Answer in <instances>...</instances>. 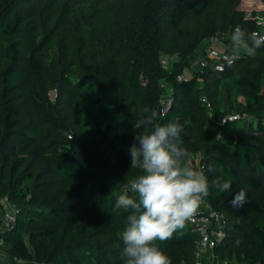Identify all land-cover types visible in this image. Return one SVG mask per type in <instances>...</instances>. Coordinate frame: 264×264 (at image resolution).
I'll return each instance as SVG.
<instances>
[{
    "label": "trees",
    "instance_id": "16d2710c",
    "mask_svg": "<svg viewBox=\"0 0 264 264\" xmlns=\"http://www.w3.org/2000/svg\"><path fill=\"white\" fill-rule=\"evenodd\" d=\"M82 1L0 0V201L17 210L15 225L0 229V251L11 264H123L128 213L114 211L110 195L141 174L131 169L128 149L134 121L149 109L161 114V124L184 125L188 163L204 167L206 199L226 223L215 255L264 264V43L222 72L208 65L178 80L207 59L212 37L238 26L257 29L238 9L241 0ZM38 2L45 6L34 17H15L20 6ZM172 57L178 62L166 70L161 60ZM38 80L46 93L53 80L66 90L57 106L40 104L55 119L51 126L24 123V107L38 101ZM163 83L173 89L165 115ZM217 179H231L232 188L218 192ZM241 189L247 203L233 208ZM157 243L171 264H195L188 221Z\"/></svg>",
    "mask_w": 264,
    "mask_h": 264
},
{
    "label": "clouds",
    "instance_id": "9594fccd",
    "mask_svg": "<svg viewBox=\"0 0 264 264\" xmlns=\"http://www.w3.org/2000/svg\"><path fill=\"white\" fill-rule=\"evenodd\" d=\"M257 22L264 24V17L257 18ZM236 31V47L253 54L255 49L244 43L240 29ZM260 43H264V38ZM160 119L156 110L145 109V115L134 121L136 135L128 151L131 169H140L141 174L128 180L119 192L116 187L110 195L115 196L113 210L128 213L126 226L120 233L123 264H171L157 242L167 241L184 229L209 195L207 176L190 166L189 152L181 147L184 125L178 119L161 124ZM212 187L226 192L232 188V181L217 179ZM246 203L243 189L231 200L233 208Z\"/></svg>",
    "mask_w": 264,
    "mask_h": 264
},
{
    "label": "rangeland",
    "instance_id": "374dc122",
    "mask_svg": "<svg viewBox=\"0 0 264 264\" xmlns=\"http://www.w3.org/2000/svg\"><path fill=\"white\" fill-rule=\"evenodd\" d=\"M71 5H74L76 7L80 6L83 4L82 0H74V3H70ZM44 3L43 2H38L30 6H20L17 9L15 17H19L21 14H27L31 17H34L36 12L39 9L44 8ZM240 11H242L245 14V18L251 22H254L256 25L257 18L259 17H264V5L261 2V0H241V4L238 8ZM49 10V9H48ZM253 24L250 25H245V26H238L234 27L231 30H229L226 33H220L217 34L215 38L219 41L218 43L215 44L214 51H218L219 53H222L227 55L230 58V62L227 64H231L233 61L240 59V58H245L249 57L252 54H249L244 51L243 48H237L236 45L234 44V39L238 38L237 34V29H240V33L243 34L245 37L244 43L248 45L249 48H254L256 50L257 47H255L256 41L253 38ZM264 33V30H263ZM46 48H44L43 51H45ZM220 55V54H218ZM178 62V60L175 57H172L169 59V64L170 68H173V66ZM194 75L193 71H189L188 69L184 70L183 76L186 78L192 77ZM39 88L38 92H34L36 94L38 101L33 99L28 106H25L23 109V113L25 114L24 118V123L26 122H37L40 124L41 120L44 121V125L51 126L54 124L55 119L51 116L45 113L43 110V107L40 106V104H45L46 102H51L52 104H56L58 101L62 102L65 98V87L63 84H59L56 81H51L49 83V91L46 93L44 90V85L41 80H38ZM32 99V98H30ZM66 126V124H63ZM73 131L69 130H62V135H73ZM15 150L19 152L20 160L23 159L24 157V150L23 147L24 142L18 141L15 143ZM40 160H44V154L40 153L39 155ZM14 205L9 203L7 198H3L0 201V221H5L7 215H9L12 210L14 209ZM16 210V208H15ZM17 211V210H16ZM2 224V223H1ZM1 227V225H0ZM0 263L1 264H11L10 260L8 259L7 256H5L2 251H0Z\"/></svg>",
    "mask_w": 264,
    "mask_h": 264
},
{
    "label": "built area",
    "instance_id": "2783aa9c",
    "mask_svg": "<svg viewBox=\"0 0 264 264\" xmlns=\"http://www.w3.org/2000/svg\"><path fill=\"white\" fill-rule=\"evenodd\" d=\"M256 28L257 29L253 32L252 35L256 43H260L261 39L264 38V24H259L258 22H256ZM215 37L216 36L212 37L208 42V47L206 49L207 59L199 58L194 62L192 68L188 69L189 71L203 72V69L208 65H211L210 67L215 71H224L225 67L230 62V58L225 54L222 55V53L214 51L213 47L216 43L219 42ZM161 63L166 70H169V58H162ZM183 79H186V77L181 76L178 80L182 81ZM162 87L165 89V94L161 98V105L163 107V115H165L172 105L173 89L166 83H163ZM238 118L239 117L236 116H230L227 119L228 121L233 122L238 120ZM203 169L204 167L201 168L202 171ZM16 214L17 211L14 208L12 212L7 215L5 221L2 222L0 227L2 231H6L15 225ZM188 222L192 227L196 242L195 264H240L235 261H224L218 258L214 253L215 247L225 235V218L220 212L214 210H198ZM2 245L3 242L0 239V246ZM207 255L209 256L207 257ZM22 263V261L16 260L14 264Z\"/></svg>",
    "mask_w": 264,
    "mask_h": 264
},
{
    "label": "crops",
    "instance_id": "0c3cea01",
    "mask_svg": "<svg viewBox=\"0 0 264 264\" xmlns=\"http://www.w3.org/2000/svg\"><path fill=\"white\" fill-rule=\"evenodd\" d=\"M198 210H202V211H210L212 210L210 204L208 203L207 199L205 198L203 203L200 205ZM209 255H207L208 257Z\"/></svg>",
    "mask_w": 264,
    "mask_h": 264
}]
</instances>
